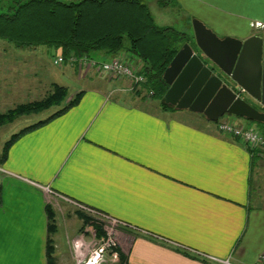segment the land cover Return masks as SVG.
Returning <instances> with one entry per match:
<instances>
[{"label":"crops","instance_id":"1","mask_svg":"<svg viewBox=\"0 0 264 264\" xmlns=\"http://www.w3.org/2000/svg\"><path fill=\"white\" fill-rule=\"evenodd\" d=\"M174 2L220 38L264 30V0ZM33 47L0 45V113L42 99L54 84L68 88L64 104L82 94L0 158V264H48V237L54 264H76L85 237L75 204L124 224L117 236L122 264H220L211 257L256 264L264 251V148L251 151L202 113L162 108L122 86L127 79L95 69L79 74L77 63L57 65ZM117 56L140 69L138 59ZM74 78L80 83L70 87ZM59 107L7 124L31 116L20 131Z\"/></svg>","mask_w":264,"mask_h":264},{"label":"trees","instance_id":"2","mask_svg":"<svg viewBox=\"0 0 264 264\" xmlns=\"http://www.w3.org/2000/svg\"><path fill=\"white\" fill-rule=\"evenodd\" d=\"M168 1L170 0L161 4H167ZM0 38L17 47H54L66 59L92 58V54L97 52L111 58L126 53L141 62L139 71L145 78L135 92L142 95V90L151 91L150 98L158 100L162 108H169L163 101L168 88L162 78L163 72L181 45L192 40V36L185 31L156 24L143 0H0ZM81 94L82 92L76 93L64 104L68 88L54 84L42 99L19 104L0 113L1 126L19 116L61 106L47 119L13 133L3 144L2 158L6 157L10 145L20 135L43 125L75 105ZM142 97L145 98L146 94ZM257 125L264 137V124ZM46 211L48 230L51 233L55 227L54 213L50 207ZM78 214L85 223L89 222L90 217L84 211ZM94 222L96 236L104 237L106 232L103 223ZM52 253L53 245L48 237V264H54ZM118 256L122 261L119 252Z\"/></svg>","mask_w":264,"mask_h":264},{"label":"water","instance_id":"3","mask_svg":"<svg viewBox=\"0 0 264 264\" xmlns=\"http://www.w3.org/2000/svg\"><path fill=\"white\" fill-rule=\"evenodd\" d=\"M191 26L192 40L163 72L164 103L214 122L229 114L264 124V31L220 38L197 18Z\"/></svg>","mask_w":264,"mask_h":264},{"label":"rangeland","instance_id":"4","mask_svg":"<svg viewBox=\"0 0 264 264\" xmlns=\"http://www.w3.org/2000/svg\"><path fill=\"white\" fill-rule=\"evenodd\" d=\"M143 1L147 5L148 10H149L150 14L152 15V17L154 18V21L156 22V24L161 25V26H172L175 29L180 30V31H186L187 29L189 31H192V26H191L192 18H190L189 15L184 14L183 11L177 7V4L174 2V0L168 1L167 4H161V3L166 2V0H143ZM192 36H193V32H192ZM0 45L1 46H3V45L13 46L12 43H9L8 41H5L1 38H0ZM33 48H35V49H33V50H35V52H42L44 50H47V53L49 52L48 57L50 56L52 58L59 56V54L61 53L59 49L57 50L54 47L45 46V45L35 46ZM22 50H29V49H22ZM37 61H39V60L35 59L34 63H36ZM63 64L64 63H62L61 65H63ZM81 72L82 71H80V69H79V74ZM73 73L75 74L74 69H73ZM106 78L112 79V80H117V81H120V80L123 81V79H114V78L107 77V76H106ZM70 79L73 80L72 77ZM74 80H75L74 83L69 84L70 87H74L75 84L80 83V82L78 83V81L75 78H74ZM127 82L128 83H126V82L122 83V86L124 85L126 87V85H128L127 87H129V90H131V91H135L136 89H138L137 87H132L131 83L129 81H127ZM120 84H121V82H120ZM143 94H145V91L142 90V95ZM34 101H36V100H34ZM52 109H53V107L49 108L47 111H44L42 114L43 115L50 114ZM30 118H31V116L24 117V119H19L18 121H15L12 124H6V125H3L2 127H0V158L2 157V148H3V144H4L5 140L6 139L8 140L14 132L15 133L18 132V128L23 125V120L30 119ZM220 120H227V121L232 122V123L234 122L236 124L247 125V126H250L254 129H257L258 131L260 129L259 126L257 125V123L247 121L246 119L236 117L233 115H229V114L223 115L222 117H220ZM212 123H216V122L213 121ZM1 164H2V162H0V165ZM85 214H87V215L89 214L90 219H89V222L88 221L86 223L82 222V224H81V222L79 223V224H81V230L79 233L83 237H85V241H84V243H82V242L80 243V250H79L80 253H76L77 255H76L75 263L76 264H85V263L122 264L120 262L119 256H118V250H117L118 239H117V236L119 235V231L121 230L120 229L121 225H124V224L118 220L113 221L112 217H110V219H109L108 217L97 215V214L92 213V212L91 213H85ZM94 221L103 223V228L106 232L104 237L98 238V236H96V233L94 230V224L92 223ZM107 238L114 241V243H115L114 247L107 248L105 246ZM96 251L99 252L100 255H99L98 260L96 262H93V256L95 255Z\"/></svg>","mask_w":264,"mask_h":264},{"label":"built area","instance_id":"5","mask_svg":"<svg viewBox=\"0 0 264 264\" xmlns=\"http://www.w3.org/2000/svg\"><path fill=\"white\" fill-rule=\"evenodd\" d=\"M66 60L71 63L74 62L77 63L78 69H80V71L82 72L88 69H95L97 71H101L102 73L106 74L108 77L114 79H127L131 83L132 87L139 88L140 85L145 80L143 74L139 71V68L135 67L134 64L128 58L123 56H115L108 60H98L95 58H87V57H81L78 59L74 57H70L66 59L63 55H59L54 59V63L57 65H61ZM145 94H146V98H150L152 92L145 91ZM217 126L220 132L237 137L252 149L264 148V137L261 134V132L258 131L257 129H254L247 125L236 124L234 122L232 123L227 120H220V119L217 121ZM75 205L78 206L85 213L92 212L97 215L108 217L110 219V216L100 211L94 210L92 208L86 207L81 204H75ZM115 220L116 219L113 218V221ZM114 244L115 243L113 240L107 238L105 243V246L107 248L114 247ZM96 255L99 256L100 253L96 251L94 256ZM211 259L217 261L220 264H238L233 260H231L230 258L216 259L211 257ZM256 264H264V251H262L258 256Z\"/></svg>","mask_w":264,"mask_h":264},{"label":"flooded vegetation","instance_id":"6","mask_svg":"<svg viewBox=\"0 0 264 264\" xmlns=\"http://www.w3.org/2000/svg\"><path fill=\"white\" fill-rule=\"evenodd\" d=\"M264 30H262V32H263ZM256 105V107H258V108H260V106L258 105V104H255Z\"/></svg>","mask_w":264,"mask_h":264}]
</instances>
